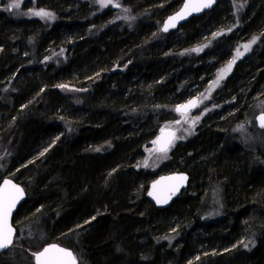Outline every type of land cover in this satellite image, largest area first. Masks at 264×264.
Masks as SVG:
<instances>
[{
	"label": "trees",
	"instance_id": "1",
	"mask_svg": "<svg viewBox=\"0 0 264 264\" xmlns=\"http://www.w3.org/2000/svg\"><path fill=\"white\" fill-rule=\"evenodd\" d=\"M182 1L119 0L130 22L94 0H26L54 14L43 22L0 8V181L26 195L0 264H33L48 243L78 264H264V129L251 115L264 101V0H218L162 33ZM212 67L227 72L218 84ZM193 85L199 103L215 86L213 106L160 169L187 186L156 206L137 159L176 132L165 125Z\"/></svg>",
	"mask_w": 264,
	"mask_h": 264
},
{
	"label": "rangeland",
	"instance_id": "2",
	"mask_svg": "<svg viewBox=\"0 0 264 264\" xmlns=\"http://www.w3.org/2000/svg\"><path fill=\"white\" fill-rule=\"evenodd\" d=\"M25 1L26 0H19V3H20V7L19 8H9V5L13 2V0H0V8L2 7L3 9L15 10V11H20L21 10L22 11V7H23L24 8V13L27 14L26 17L40 18V20L42 22L43 21H51L52 20V19H42L39 16L33 15L34 12H37L39 10H35L33 7H31L30 4L27 5L26 4L27 2H25ZM94 2H95V6H96L97 10L105 9L107 6L114 7L113 4H118L119 7L121 6V3L119 2V0H111V3H108L107 6H105V7H101L100 3H98L97 0L96 1L94 0ZM32 9H34V10H32ZM124 11H125V13H127L125 9H124ZM117 12H118V15L124 16V21L130 22V18L127 17L123 13L122 7H120L117 10ZM220 28H223V26H221ZM221 30H222L221 32H210L207 35H202L200 37V39H197L198 40L197 42H194V43H200V44H196L190 50H192L193 53H198L200 51L202 52V50H204V48L207 47V45H208L205 42V40H209L210 41L211 39H215L217 36L223 34L225 31L227 32L228 28L225 29V30L224 29H221ZM209 37H211V38L209 39ZM195 49H199V51H195ZM222 73H223V75H222ZM226 73L227 72L225 70L217 71L214 67H212L210 74L206 78V82L212 81L214 83L217 80V77H221V76H222V78H220L219 80H222L226 76ZM214 74H216V80H215ZM213 83H211V84H213ZM64 86L66 88H68V89H73L74 88V87H72L70 85H64ZM195 87L196 86L193 85L192 87L187 89V97L185 99H189V97H192V96H197L198 99H199V96H198L199 89H197ZM214 90H215V86L213 85L208 90L207 93H205V94L201 93V97L203 99L200 98V103L198 102V106L190 114L185 115L183 117L177 115L176 119L171 120L170 122H168L165 125V128H167L168 126H171V127L175 128V130H176L175 137H177V138L174 139V141L172 142L169 150L166 151V152L157 151L156 149L153 148L154 145L152 143L153 146L152 147L149 146V148L147 149V152L144 155H142L140 158L137 159L138 167L142 168L143 170H145L147 172L152 173L153 178H155L156 176H158V175H160L162 173L167 172V171H162L160 169L163 166V164H165L166 162L169 161V159H170L169 158L170 157V151L172 150L173 145L175 143L183 142L185 140H188L194 135L196 127H197V124H198V121L211 109V106H213V103L211 102V100H212V96L214 95ZM259 108L260 109L256 113L253 112L251 115L255 116L257 113L264 111V101L261 104H259ZM254 116H253V118H254ZM197 117L199 119H197ZM177 121H180V122L177 123ZM241 125H242L243 129L248 128V121L245 122V123H242ZM162 128L164 129V127H162ZM155 137H156V135H155ZM180 137H182V139ZM110 173H113V170H111ZM7 175H8V173H5L4 177H8ZM146 191H147V188H146ZM241 242H242L241 240H237V244L234 245V247L239 245ZM12 248H13V246H12ZM34 252H31V254H30L32 262H33V253Z\"/></svg>",
	"mask_w": 264,
	"mask_h": 264
},
{
	"label": "snow or ice",
	"instance_id": "3",
	"mask_svg": "<svg viewBox=\"0 0 264 264\" xmlns=\"http://www.w3.org/2000/svg\"><path fill=\"white\" fill-rule=\"evenodd\" d=\"M97 2L100 3L101 7H105L108 3H111V0H97ZM210 4L211 0H205V2H201L199 4H192L190 0H186L184 7L174 16L169 17V21L165 22L163 30L167 31L169 27L174 26L175 21H177L178 19H183L185 14H187L188 9L191 8V10L193 11H200L202 7H208L210 6ZM113 6L119 7L118 4H113ZM19 7V0H13V2L9 5V8ZM33 15L39 16L42 19L55 18L54 14L44 9L34 12ZM257 39L258 37H253L251 43H255ZM243 47L247 51L250 48V44H245L243 45ZM195 51H199V49H195ZM240 55H242V53H240L238 50L237 57H239ZM234 62L235 61L233 60L229 63L228 70L231 69L232 64ZM220 78H222V76L218 77L217 81L215 82L216 84L219 83ZM59 87H64V85H60ZM198 102V100H190L186 104L178 105L175 111L180 113L183 117L190 108L196 107ZM197 119L199 118L197 117ZM258 120L260 121L261 127H264V115L258 117ZM179 122L180 121H177V123ZM176 138L177 137H175L174 133H169L168 139L165 142V146L160 150L167 151V147L170 146ZM180 138L182 139V137ZM159 139L160 138H158V140ZM153 143H157V141H154ZM41 155H43V153H41ZM174 179L183 181L186 180V177L180 176L175 177ZM153 187H155V185ZM22 194V190L10 180H4L3 184H0V250L7 249L13 243V228L9 224V217L11 215L12 209L15 207L17 201L20 199ZM152 194L153 193H149V195ZM161 202L166 203L167 201H160L159 199L157 200V203ZM33 255L35 256L36 264H77L76 258L73 256V253L71 251L64 248H60L56 245L45 247L43 251L36 252Z\"/></svg>",
	"mask_w": 264,
	"mask_h": 264
},
{
	"label": "water",
	"instance_id": "4",
	"mask_svg": "<svg viewBox=\"0 0 264 264\" xmlns=\"http://www.w3.org/2000/svg\"><path fill=\"white\" fill-rule=\"evenodd\" d=\"M217 1L218 0H211L210 6H208V7H202L200 11H193V10H191V8L188 9L187 14H185V16H184L183 19H178L177 21H175L174 26L169 27L167 31H164L163 29H164V26H165V22L169 21V17L174 16L177 12H179L184 7L186 0H183L182 3L180 4V6L175 11H173L172 13H170L169 15H167L163 19L162 24L160 26V31L162 33H168L170 31L176 30L181 24L185 23L190 18L200 16L201 14L212 10L214 8V6L216 5ZM190 2L192 4H199L201 2H205V0H190ZM190 100H198V98L196 96H193V97H191V98H189V99L181 102L178 105L186 104ZM177 106H176V108H177ZM193 108L194 107L190 108L187 111V113L190 110H192ZM261 115H264V112L258 113L256 115V117H255V123H256V126H257L258 129L263 130L264 127H261L260 121L258 120V117H260ZM169 133H174V130L171 129V128H168V129H165V130H163V131H161V132H159L157 134V136H156V138L154 140V141H157V143H153V144H154L155 148L158 151L163 152L160 149L165 146V142L168 139V134ZM158 138H160V139L158 140ZM180 176L186 177V180L180 181V180L174 179L175 177H180ZM4 180H10V181H12V183H14L17 187H19L22 190V193H23L22 196L20 197V199L17 201L15 207L12 209L11 215L9 217V224L13 228V236H14L15 229H14V227L12 225V218H13L16 210L24 202L26 195H25V192H24L23 187L18 182H15L14 180H12L10 178L5 177V178H3L0 181V184H3V181ZM187 183H188V176L185 173H183V172H168V173L160 174L157 177H155L153 180L150 181L149 186H148L147 191H146V198L148 200H150L156 206L165 207V206L169 205L170 202L180 194V192L187 186ZM154 185H155V187H153ZM149 193H153V194L152 195H149ZM158 199L160 201H165L166 200L167 202L166 203L165 202L157 203V200ZM51 245H56V246H58L60 248L67 249V250H69V251L72 252L71 249L66 248V247H63V246H61V245H59L57 243H48V244H45L43 247H41L36 252L43 251V249L45 247H49ZM5 250L6 249L0 250V253L1 252H4ZM36 252H34V253H36ZM73 256L76 258V256L74 255V253H73ZM76 261H77V264H78L77 258H76ZM33 263L36 264V259H35V256L34 255H33Z\"/></svg>",
	"mask_w": 264,
	"mask_h": 264
},
{
	"label": "flooded vegetation",
	"instance_id": "5",
	"mask_svg": "<svg viewBox=\"0 0 264 264\" xmlns=\"http://www.w3.org/2000/svg\"><path fill=\"white\" fill-rule=\"evenodd\" d=\"M193 97V96H192ZM189 98H191V97H189ZM198 98V97H197ZM183 102V101H182ZM257 115V114H256ZM256 115H255V117H256ZM169 172H180V171H169ZM165 173H168V172H165ZM184 173V172H183ZM163 174V173H162ZM157 177V176H156ZM154 179V178H153ZM152 179V180H153ZM150 183V182H149ZM148 186H149V184H148ZM148 188V187H147ZM185 189V188H184ZM12 225H13V227H14V229H15V232H14V236H13V243H12V245H14V243H15V238H16V236L18 235V230H17V223L14 221V216H13V218H12ZM12 245H10L4 252H6L7 250H9L10 248H12ZM44 246V245H43ZM42 246V247H43ZM4 252H1V253H4ZM36 252V251H35ZM34 264V263H33Z\"/></svg>",
	"mask_w": 264,
	"mask_h": 264
},
{
	"label": "bare ground",
	"instance_id": "6",
	"mask_svg": "<svg viewBox=\"0 0 264 264\" xmlns=\"http://www.w3.org/2000/svg\"><path fill=\"white\" fill-rule=\"evenodd\" d=\"M227 24H228V23H227ZM261 25H262V24H261ZM263 27H264V25H263ZM215 30H216V29H215ZM224 30H225V29H224ZM210 31H211V30H210ZM217 31H218V28H217ZM221 31H222V30H221ZM221 31H220V32H221ZM214 32H215V31H214ZM23 242H24V240H23ZM23 245H24V244H23ZM24 246H25V245H24ZM78 259H79V258H78ZM78 259H77V260H78ZM81 259H82V258H81ZM81 259H80V260H81ZM80 260H79V261H80ZM78 263H79V262H78Z\"/></svg>",
	"mask_w": 264,
	"mask_h": 264
}]
</instances>
